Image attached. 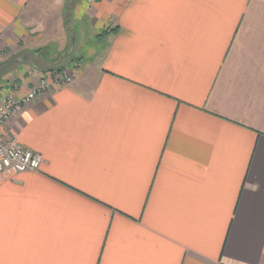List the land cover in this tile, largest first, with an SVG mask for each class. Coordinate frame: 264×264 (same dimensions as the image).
<instances>
[{"label":"crops","instance_id":"0c3cea01","mask_svg":"<svg viewBox=\"0 0 264 264\" xmlns=\"http://www.w3.org/2000/svg\"><path fill=\"white\" fill-rule=\"evenodd\" d=\"M67 59L0 129L43 156L0 264H264V0H0V98Z\"/></svg>","mask_w":264,"mask_h":264},{"label":"built area","instance_id":"2783aa9c","mask_svg":"<svg viewBox=\"0 0 264 264\" xmlns=\"http://www.w3.org/2000/svg\"><path fill=\"white\" fill-rule=\"evenodd\" d=\"M80 74V69L54 68L44 73L38 82L23 96L16 97L10 92L0 98V129H7L11 118L24 107L36 100L49 89H59L70 85ZM17 84H14V88ZM43 163V156L21 144L15 138L0 141V178L26 171H37Z\"/></svg>","mask_w":264,"mask_h":264},{"label":"rangeland","instance_id":"374dc122","mask_svg":"<svg viewBox=\"0 0 264 264\" xmlns=\"http://www.w3.org/2000/svg\"><path fill=\"white\" fill-rule=\"evenodd\" d=\"M89 49H90V47L88 45L84 44V46H83V45H81V42L78 41L77 44H76V48H75V51H74L73 55L77 56L78 54L81 53L80 54L81 56H86L87 57L90 54V53H87V52H89ZM86 57H84V58H86ZM49 60H53V59H49ZM76 60L77 59H67V61H66L67 64L66 65H61V66H59L57 68H58V70H61V69H64V68L72 70L74 68V67H72V64Z\"/></svg>","mask_w":264,"mask_h":264},{"label":"water","instance_id":"95a60500","mask_svg":"<svg viewBox=\"0 0 264 264\" xmlns=\"http://www.w3.org/2000/svg\"><path fill=\"white\" fill-rule=\"evenodd\" d=\"M75 43H76V36L73 35L72 38H71V44H70V48H69V51H68L69 54L73 53L74 48H75Z\"/></svg>","mask_w":264,"mask_h":264}]
</instances>
